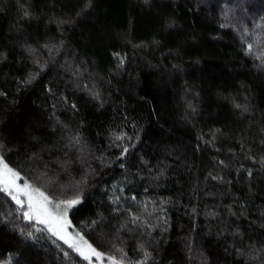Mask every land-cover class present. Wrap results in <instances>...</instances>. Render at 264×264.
<instances>
[{"label":"trees","instance_id":"trees-1","mask_svg":"<svg viewBox=\"0 0 264 264\" xmlns=\"http://www.w3.org/2000/svg\"><path fill=\"white\" fill-rule=\"evenodd\" d=\"M0 145L92 264H264V0H0ZM15 209L0 264H88Z\"/></svg>","mask_w":264,"mask_h":264},{"label":"snow or ice","instance_id":"snow-or-ice-1","mask_svg":"<svg viewBox=\"0 0 264 264\" xmlns=\"http://www.w3.org/2000/svg\"><path fill=\"white\" fill-rule=\"evenodd\" d=\"M249 50H251V45H249ZM120 138L117 137V139ZM0 147L3 146L0 145ZM124 151L126 152L127 149ZM21 180L23 183H20ZM0 194L16 205L15 210L19 214V218L32 226L36 232L46 233L49 238L54 237L53 243L60 241L67 245L88 264H92L93 258L99 262L105 259L104 253L98 251L79 231L73 229L69 219V210L81 203L79 195L71 199L53 198L42 190V187L23 179L20 172L10 167L2 155H0ZM36 225L43 227H36ZM69 229H73V231H69ZM32 237V232L27 233V238ZM57 246L60 247V245ZM68 255V252H64L65 257ZM107 260L109 264H122V261L111 256L107 257Z\"/></svg>","mask_w":264,"mask_h":264},{"label":"rangeland","instance_id":"rangeland-1","mask_svg":"<svg viewBox=\"0 0 264 264\" xmlns=\"http://www.w3.org/2000/svg\"><path fill=\"white\" fill-rule=\"evenodd\" d=\"M42 185H43V186H42V189H43V188H46L48 184H47V182H42ZM43 190L45 191V189H43ZM74 195H75V194L71 195L70 197H72V196H74ZM38 226L43 227L42 225H38Z\"/></svg>","mask_w":264,"mask_h":264}]
</instances>
